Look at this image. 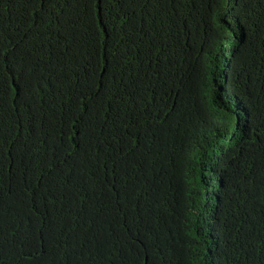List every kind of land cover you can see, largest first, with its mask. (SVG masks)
Here are the masks:
<instances>
[{
    "label": "trees",
    "instance_id": "obj_1",
    "mask_svg": "<svg viewBox=\"0 0 264 264\" xmlns=\"http://www.w3.org/2000/svg\"><path fill=\"white\" fill-rule=\"evenodd\" d=\"M0 264H264V0H0Z\"/></svg>",
    "mask_w": 264,
    "mask_h": 264
}]
</instances>
